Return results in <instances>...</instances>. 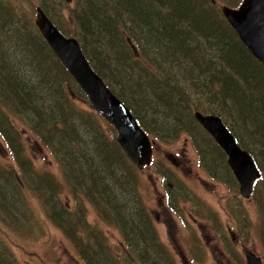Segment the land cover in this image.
<instances>
[{"label":"trees","instance_id":"trees-1","mask_svg":"<svg viewBox=\"0 0 264 264\" xmlns=\"http://www.w3.org/2000/svg\"><path fill=\"white\" fill-rule=\"evenodd\" d=\"M37 1L62 33L80 41L95 71L156 139L186 132L205 167L224 163L228 171L225 152L194 113L223 119L263 172L253 196L264 230V188L258 185L264 180V66L225 17L219 19L208 0ZM19 9V0H0V135L17 164L0 162V264H21L15 250L42 239L39 210L85 264H177L159 239L139 194V170L116 130L93 109L36 25L22 26ZM55 15H67L73 26L67 21L66 30ZM80 99L88 109L78 106ZM23 127L50 150L67 186L36 166ZM66 191L75 198L73 210L62 201ZM32 200L41 209L29 205ZM100 222L117 228L120 252Z\"/></svg>","mask_w":264,"mask_h":264},{"label":"rangeland","instance_id":"rangeland-1","mask_svg":"<svg viewBox=\"0 0 264 264\" xmlns=\"http://www.w3.org/2000/svg\"><path fill=\"white\" fill-rule=\"evenodd\" d=\"M208 1L213 11L217 13V17L225 21L222 7L225 5L236 7L242 0ZM37 2V0H19V12L24 15L22 26L36 25ZM58 15H55V18L66 30H69L67 27L71 24L73 26V22L67 20V15L65 20ZM67 21L71 23L66 24V27L64 25ZM32 78L36 81L35 75ZM78 106L89 108L84 99L79 100ZM146 116L149 117L150 114ZM159 117L166 118L164 114H159ZM102 127L107 133H112V130L104 124ZM21 130H24V127ZM153 130L152 132L156 131ZM24 132L28 154L33 157L36 166L43 171L52 172L58 181L67 186L63 171L50 150L40 140L37 141L30 136L28 131L24 130ZM150 137L155 140L154 161L146 169H138L141 181L139 194L144 199L146 208L156 225L163 247L173 255L177 264H246V250L264 256V238L261 236V233H264L263 221L259 223L256 200L254 196L251 199L240 196L239 184L234 174L229 172L231 169L229 168L228 171L224 169V163L222 166L218 164L212 167L211 170L205 167V159L199 157V151L186 132L175 139L167 138L166 141L160 140L159 136V139L151 134ZM0 162L6 165L13 163L17 168L1 135ZM258 185L264 188V180ZM165 191H168V197L171 195V205L173 204L175 208L167 204L168 198L166 201L163 196ZM61 196L63 203L73 210L74 196L69 191L62 193ZM29 205L41 209L37 200H32ZM84 205L88 209V220L90 222L98 220L90 203L85 202ZM39 213L42 215L45 233L36 244H24L25 247L15 250L19 262L21 264H85L62 230L46 222V216L41 210ZM0 222L5 223L3 218H0ZM100 223L112 245L117 246L120 252L121 235L117 228ZM205 227H212V234L204 233L202 230ZM204 234L212 238L217 237L213 241L214 244L218 243L216 251L206 247Z\"/></svg>","mask_w":264,"mask_h":264},{"label":"water","instance_id":"water-1","mask_svg":"<svg viewBox=\"0 0 264 264\" xmlns=\"http://www.w3.org/2000/svg\"><path fill=\"white\" fill-rule=\"evenodd\" d=\"M222 12L243 44L264 65V0H242L236 8L223 6ZM35 24L86 94L94 110L115 128L117 142L131 162L139 170L151 165L155 141L130 108L94 70L80 41L76 37L64 35L41 6L36 8ZM194 116L226 153L228 164L239 183V192L243 198L249 199L255 182L261 177L254 158L238 144L219 115L196 111ZM245 257L247 264H264L262 258L253 251L246 250Z\"/></svg>","mask_w":264,"mask_h":264},{"label":"flooded vegetation","instance_id":"flooded-vegetation-1","mask_svg":"<svg viewBox=\"0 0 264 264\" xmlns=\"http://www.w3.org/2000/svg\"><path fill=\"white\" fill-rule=\"evenodd\" d=\"M187 172V171H186ZM191 172V171H190ZM164 178V177H163ZM163 181H165L164 179H163ZM166 185H168L169 187L170 186H172V184H166ZM163 196H164V198H165V200L167 201V198H168V201H167V204H171L172 202H171V195H169V197H168V191H165L164 193H163ZM173 205V204H172ZM193 216V215H192ZM195 219V218H194ZM212 227H205L202 231L204 232V233H206V234H212ZM203 237H205L204 239H205V245H206V247L208 248V249H210V250H217L218 249V243H216L215 242V244H214V240L215 239H217V237H214V238H212V237H210V236H208V235H203ZM159 239H160V237H159ZM161 240V239H160ZM162 242V241H161ZM163 243V242H162ZM168 250V249H167Z\"/></svg>","mask_w":264,"mask_h":264}]
</instances>
